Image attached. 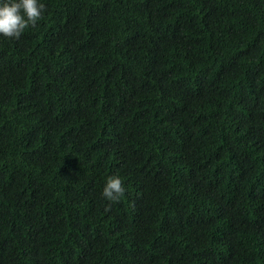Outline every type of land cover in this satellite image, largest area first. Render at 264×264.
Here are the masks:
<instances>
[{
	"label": "trees",
	"instance_id": "16d2710c",
	"mask_svg": "<svg viewBox=\"0 0 264 264\" xmlns=\"http://www.w3.org/2000/svg\"><path fill=\"white\" fill-rule=\"evenodd\" d=\"M38 2L0 35V264H264V0Z\"/></svg>",
	"mask_w": 264,
	"mask_h": 264
},
{
	"label": "clouds",
	"instance_id": "9594fccd",
	"mask_svg": "<svg viewBox=\"0 0 264 264\" xmlns=\"http://www.w3.org/2000/svg\"><path fill=\"white\" fill-rule=\"evenodd\" d=\"M45 7L38 0H7L0 5V35L19 39L25 28L35 27L42 18ZM125 187L118 176L106 179L102 195L109 201H118Z\"/></svg>",
	"mask_w": 264,
	"mask_h": 264
}]
</instances>
